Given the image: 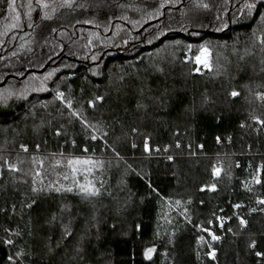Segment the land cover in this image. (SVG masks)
Segmentation results:
<instances>
[{"label": "trees", "instance_id": "1", "mask_svg": "<svg viewBox=\"0 0 264 264\" xmlns=\"http://www.w3.org/2000/svg\"><path fill=\"white\" fill-rule=\"evenodd\" d=\"M8 4L0 264H264V0Z\"/></svg>", "mask_w": 264, "mask_h": 264}, {"label": "rangeland", "instance_id": "2", "mask_svg": "<svg viewBox=\"0 0 264 264\" xmlns=\"http://www.w3.org/2000/svg\"><path fill=\"white\" fill-rule=\"evenodd\" d=\"M210 56L211 52L206 47H203L199 50L198 54L195 56V62H196V71L200 72L203 69H209L210 66ZM199 58V59H198ZM207 65V66H205ZM4 109V105L0 103V110ZM219 173L218 168L214 171L215 174ZM218 175V174H217ZM218 221V220H217ZM214 224V223H213ZM206 239L207 241L213 242L217 239H219V233H216L215 229H206ZM213 235L217 237V239H213ZM212 254V253H211Z\"/></svg>", "mask_w": 264, "mask_h": 264}, {"label": "snow or ice", "instance_id": "3", "mask_svg": "<svg viewBox=\"0 0 264 264\" xmlns=\"http://www.w3.org/2000/svg\"><path fill=\"white\" fill-rule=\"evenodd\" d=\"M13 5H14V0H9V4H8V7H9V9L10 10H12V11H14V8H13ZM249 8H251V7H254V5H249L248 6ZM17 19H18V17H17ZM199 59V58H198ZM205 66H207V65H205ZM59 95H63L62 93H60ZM232 95L233 96H236V95H238V93H236V92H233L232 93ZM93 139H95V137H93ZM170 159H171V157H170ZM81 163H83V164H88V163H90V161H79V160H76V161H69V165L71 166V165H78V164H81ZM74 172L77 170L75 167H73V169H72ZM217 174H218V172H217ZM257 182H259V181H257ZM80 188H81V191L83 192V193H85V194H87V195H98V190L97 189H95L93 186H91V184H89V185H80ZM35 190V189H34ZM68 191H71L72 189L71 188H69V189H67ZM57 191H59V189H57ZM261 203H264V201H261ZM237 207H239V205H237ZM240 223L242 224V225H244L246 222L243 220V219H241L240 220ZM213 239H217V237H215L214 235H213V237H212ZM152 251H154L153 249H147L146 250V253H145V255L147 256V255H149ZM257 255L259 256V255H261V253H257Z\"/></svg>", "mask_w": 264, "mask_h": 264}, {"label": "water", "instance_id": "4", "mask_svg": "<svg viewBox=\"0 0 264 264\" xmlns=\"http://www.w3.org/2000/svg\"><path fill=\"white\" fill-rule=\"evenodd\" d=\"M141 30V29H140ZM47 66H48V64H46L42 69H40V70H38V72H43L46 68H47ZM33 70H27L25 73H24V75L22 76V78H24L28 73H30V72H32ZM6 81V79H4L3 80V83ZM2 83V84H3ZM147 249H153L154 251H152L149 255H145V253H146V250ZM146 250H145V253H144V255H145V257H146V259H149V260H151L153 257H154V254H155V251H156V247L155 246H153V247H150V248H147ZM6 257V252H5V250L2 248V247H0V262L4 259Z\"/></svg>", "mask_w": 264, "mask_h": 264}, {"label": "built area", "instance_id": "5", "mask_svg": "<svg viewBox=\"0 0 264 264\" xmlns=\"http://www.w3.org/2000/svg\"><path fill=\"white\" fill-rule=\"evenodd\" d=\"M146 146H148V144L146 143ZM14 164H11V163H9V161L6 159L5 161H4V165H1L0 164V178H1V176L3 175V170H4V168H6V169H10V168H15L14 166H13ZM218 221H217V225L219 226V227H222V220H221V218L219 217V219H217Z\"/></svg>", "mask_w": 264, "mask_h": 264}]
</instances>
